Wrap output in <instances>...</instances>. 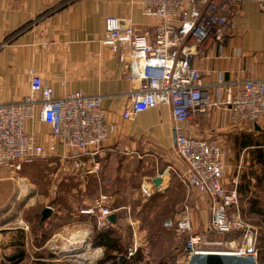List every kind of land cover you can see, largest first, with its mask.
<instances>
[{
	"label": "built area",
	"instance_id": "built-area-1",
	"mask_svg": "<svg viewBox=\"0 0 264 264\" xmlns=\"http://www.w3.org/2000/svg\"><path fill=\"white\" fill-rule=\"evenodd\" d=\"M246 1L257 2L264 13V0H136L141 14L157 21L152 40L137 34L131 19L109 17L105 22L104 45L127 68L129 79L140 85L131 95V106L124 111L123 120L131 121L160 105L169 106L174 120V152L185 164L184 169H170L188 192L209 201L210 220L204 234L194 232L187 203L177 221V233L187 236L184 255L188 264L196 255L216 252L252 255L259 264V230L244 219L239 182L225 183L226 152L217 144L188 135L182 127L204 116L209 106H220L212 103L201 72L191 62L212 44L234 35L235 17ZM232 85L227 86L231 96L223 103L232 120L263 124L264 79L243 82L234 95ZM37 115L50 129V140L45 143L26 130L27 122H35ZM116 132L117 126L108 121L102 96L72 92L57 97L54 89L33 72L29 93L22 100L7 102L0 98V165L14 167L58 158L83 171L84 157L103 155L105 144ZM99 168L100 164L94 163L93 170ZM143 193L148 195L150 191L143 188ZM115 211L112 198L101 195L82 214L94 218L96 228L102 230L112 225L108 218ZM208 233L239 234L242 240L231 242L228 251H210V246L222 244L208 240ZM139 249L134 243L125 258H135Z\"/></svg>",
	"mask_w": 264,
	"mask_h": 264
},
{
	"label": "crops",
	"instance_id": "crops-1",
	"mask_svg": "<svg viewBox=\"0 0 264 264\" xmlns=\"http://www.w3.org/2000/svg\"><path fill=\"white\" fill-rule=\"evenodd\" d=\"M135 1L0 0V98L7 102L22 100L29 93L32 72L40 75L44 83L54 89L57 97L72 92L103 97L108 121L117 126V132L105 144L107 151L103 155L84 157L85 168L80 172L87 175L88 180L95 179L101 190L103 185L112 187L110 196L116 204L113 208L116 210V224L108 229L115 236L122 230L124 221L131 223L134 234L137 232L135 222L138 221L132 213L124 212L129 209L121 205L119 199L121 195L125 197L120 184L128 168L138 172V169L148 171L146 169L151 166V172L157 174L151 178L148 172L144 175L143 188L149 191L166 189L172 177L179 181L170 167L185 168L184 162L174 152V120L169 106H157L138 114L131 121H124L122 117L131 106V95L140 85L129 79L127 68L104 45L105 22L109 17L131 19L137 34L147 35L152 40L157 21L145 18ZM234 21L232 37L223 43L212 44L207 52L194 56L191 62L201 72L212 103L220 106L211 105L204 116L182 125L188 135L222 147L226 157L231 156L232 143L240 148L238 156H243L253 148L254 137L264 133V123L258 125L263 130L258 132L255 125L234 122L223 107L231 96L227 86L233 84L234 95L243 82L264 79V13L257 2L246 1ZM26 130L36 133L43 143L50 140V129L38 115L35 122H27ZM249 143L252 147L248 146ZM94 163L100 164L97 172L93 170ZM66 164L75 169L71 162ZM101 173L110 174L112 181L109 182L108 178L107 181L102 180ZM158 176L162 182L156 188L154 179ZM241 178L240 171L231 174L226 169L225 183L238 180L240 198ZM254 180L252 177L248 193L261 190L264 196V187ZM100 194L105 193L101 191ZM186 203L191 209L194 230L200 219L203 225L208 224L210 204L207 198L187 191ZM54 234L55 237L57 233ZM41 235L40 232L39 243ZM50 243L48 240L38 248L34 245V248L46 250ZM103 253L106 254V247H98L93 252L97 257H93L98 259ZM118 256L122 261V255Z\"/></svg>",
	"mask_w": 264,
	"mask_h": 264
},
{
	"label": "rangeland",
	"instance_id": "rangeland-1",
	"mask_svg": "<svg viewBox=\"0 0 264 264\" xmlns=\"http://www.w3.org/2000/svg\"><path fill=\"white\" fill-rule=\"evenodd\" d=\"M253 140V148L243 156H238L240 148L232 143L231 156L226 157L227 171L231 174L240 171L242 184L251 183L252 177L255 182L256 178L264 177V133ZM146 170L134 172L128 168L125 172L120 184L125 197L121 195L119 199L120 204L129 209L124 212L132 213L138 221L135 222L137 235L131 223L124 221L122 230L113 235L119 239L121 251L110 253L112 260L107 263L105 253L98 259L97 254L93 255L97 249L93 244L100 232L94 218L82 214L99 196L106 195L100 194L102 190L95 179L88 180L87 175L58 158L14 167L0 165V264H111L118 255L124 256L134 243L140 249L135 258L126 260L127 264H188L184 255L187 236L176 231L185 207L186 188L172 177L166 189H151L150 194L145 195L144 175L148 172L151 178L157 174L151 172V166ZM261 187H264V181ZM251 192L241 194V210L244 219L264 235V226L250 213L254 201L264 207L263 191ZM110 197L114 208L115 201ZM47 207L53 209V215L41 223L42 212ZM199 223L194 232L204 234L207 224L203 225L201 219ZM40 232L42 239L39 243ZM54 233H57L55 237ZM82 234H86L85 238L81 237ZM205 235L213 243L222 244L210 246V251H228L231 242L240 243L242 240L239 234ZM48 240L51 243L46 250L34 248V245L38 248ZM261 246L259 240L258 262L264 264Z\"/></svg>",
	"mask_w": 264,
	"mask_h": 264
},
{
	"label": "trees",
	"instance_id": "trees-1",
	"mask_svg": "<svg viewBox=\"0 0 264 264\" xmlns=\"http://www.w3.org/2000/svg\"><path fill=\"white\" fill-rule=\"evenodd\" d=\"M246 144H248V143H246ZM246 144H244V147H247ZM248 146H251L252 147V145L250 143H249ZM263 166H264V164H263ZM101 174H102V180L103 179L106 180L108 178L109 182L112 181L111 178H110L111 177L110 174H106V175H104L103 173H101ZM256 181H257V183L262 184L263 181H264V177L263 178H260V179L256 178ZM108 186L111 187V185H108ZM249 186H250V182L241 185V192H242V194H243L244 191L245 192L248 191ZM102 192L105 193V194H108V195H112L113 189H112V187L109 188L106 185H103L102 186ZM94 203L95 202L91 203L90 205H92ZM250 213L252 215L258 217V220L264 226V207H260L259 204H258V202L257 201H254L251 204V211H250ZM110 227L111 226H109L108 228H110ZM259 240H260V243L262 244L261 247H262V249L264 251V235L262 233L259 234L258 241ZM93 245H94L95 248L103 247V246L106 247V256H107L106 262H108V263H110L111 260H112V258H111L112 256H110L112 254H110V253H114V252L121 251L119 239L118 238L116 239L113 236L112 232L109 231V229L107 231L105 230L104 232L99 233L97 235L96 241H95V243ZM263 251H262V256H261L262 259H264V252ZM124 256H126V254ZM126 260H128V259L125 258V260L123 259L121 261L120 256H117L116 260L114 262H112L111 264H127L126 263Z\"/></svg>",
	"mask_w": 264,
	"mask_h": 264
},
{
	"label": "water",
	"instance_id": "water-1",
	"mask_svg": "<svg viewBox=\"0 0 264 264\" xmlns=\"http://www.w3.org/2000/svg\"><path fill=\"white\" fill-rule=\"evenodd\" d=\"M255 130L258 132L263 131L262 128L255 124ZM162 182V178L158 176L154 179V184L156 188H159ZM53 215V209L47 207L42 212L41 223H44L48 218ZM110 224H116V215L113 214L108 218ZM122 259H125L122 256ZM189 264H258L254 256H236L225 253H210L194 256Z\"/></svg>",
	"mask_w": 264,
	"mask_h": 264
},
{
	"label": "bare ground",
	"instance_id": "bare-ground-1",
	"mask_svg": "<svg viewBox=\"0 0 264 264\" xmlns=\"http://www.w3.org/2000/svg\"><path fill=\"white\" fill-rule=\"evenodd\" d=\"M86 234H82L81 237L82 238H85ZM216 253H219V252H216Z\"/></svg>",
	"mask_w": 264,
	"mask_h": 264
}]
</instances>
